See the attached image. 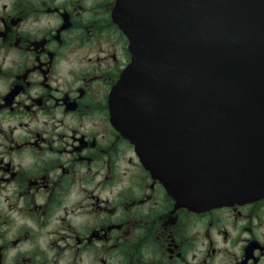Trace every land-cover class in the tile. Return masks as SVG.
I'll use <instances>...</instances> for the list:
<instances>
[{
    "label": "flooded vegetation",
    "instance_id": "flooded-vegetation-1",
    "mask_svg": "<svg viewBox=\"0 0 264 264\" xmlns=\"http://www.w3.org/2000/svg\"><path fill=\"white\" fill-rule=\"evenodd\" d=\"M116 0H0V264H264V197L180 204L116 128Z\"/></svg>",
    "mask_w": 264,
    "mask_h": 264
},
{
    "label": "water",
    "instance_id": "water-1",
    "mask_svg": "<svg viewBox=\"0 0 264 264\" xmlns=\"http://www.w3.org/2000/svg\"><path fill=\"white\" fill-rule=\"evenodd\" d=\"M116 128L180 204L264 197V0H117Z\"/></svg>",
    "mask_w": 264,
    "mask_h": 264
}]
</instances>
